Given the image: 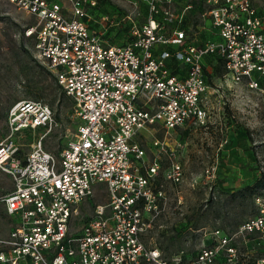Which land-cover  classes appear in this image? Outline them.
Segmentation results:
<instances>
[{"label": "built area", "instance_id": "obj_1", "mask_svg": "<svg viewBox=\"0 0 264 264\" xmlns=\"http://www.w3.org/2000/svg\"><path fill=\"white\" fill-rule=\"evenodd\" d=\"M141 1L147 15L141 23L131 20V39L109 44L90 29L89 9L96 0H7L34 17L23 34L33 38L35 56L71 99L77 124L58 157L42 149L41 138L22 153L14 134L50 128L54 112L33 99L9 106L0 169L12 187L0 201L13 223L0 235V264H240L233 239L264 231V195H256L255 213L233 233L211 230V244L193 258L183 251L164 257L143 241L164 199L156 176L157 151L165 142L153 136L143 145L141 131L156 124L166 132L206 125L215 107L204 71L211 56L222 59L232 82L264 95V11L252 0ZM193 2L202 9L192 10ZM198 19L207 20L211 30L194 41L198 29L186 27L197 28ZM147 147L153 157L145 162ZM206 171L214 176L213 168ZM164 177L178 184L181 164L171 161ZM98 183L108 200L71 231L73 215ZM251 264H264V254Z\"/></svg>", "mask_w": 264, "mask_h": 264}, {"label": "rangeland", "instance_id": "obj_2", "mask_svg": "<svg viewBox=\"0 0 264 264\" xmlns=\"http://www.w3.org/2000/svg\"><path fill=\"white\" fill-rule=\"evenodd\" d=\"M252 2L257 10L264 11V0ZM146 14V4L141 0H96L89 9V25L106 43L122 44L131 39V20L141 23ZM34 20L7 0L2 2L0 141L8 133L9 106L21 99L39 100L52 108L55 124L50 128L24 129L13 137L22 153L41 138L42 149L58 157L74 136L77 118L71 99L63 93L50 68L35 56L33 38L23 34L25 26ZM193 20L191 17L188 21ZM222 73L221 66L207 61L209 82L220 94L206 125L184 124L166 132L156 124L143 129L138 137L143 145L150 144L153 136L165 142L157 151L160 168L156 176L164 199L158 202L142 239L147 245L158 247L167 258L179 251L193 258L201 246L211 244L210 231L214 228L235 232L243 220L255 213L254 197L264 195V95L249 89L244 82L228 80ZM152 157L147 147L145 162ZM171 161L179 162L183 169L178 184L164 177ZM211 168L214 176L206 171ZM11 187L10 176L0 169V194ZM94 189L73 215L71 231L79 229L96 205L108 200L102 184H96ZM12 223L0 201V235H6ZM233 242L240 249V264H251L264 254V231L239 234Z\"/></svg>", "mask_w": 264, "mask_h": 264}, {"label": "crops", "instance_id": "obj_3", "mask_svg": "<svg viewBox=\"0 0 264 264\" xmlns=\"http://www.w3.org/2000/svg\"><path fill=\"white\" fill-rule=\"evenodd\" d=\"M201 9H202V5H200V2H193L192 10H194L196 12V10H201ZM196 24H197V28L196 27L192 28V25H188L186 28L188 30L189 29H194V30L198 29L196 34L195 35L193 34V39L192 40L201 41L202 39H204L205 35L208 34V30H211V28H210L207 20L203 22L202 19H198ZM188 34L191 37V33L188 32ZM206 36H209V35H206ZM222 74L224 75V71H223ZM227 79L229 80L228 77H227ZM209 85H210V90L215 91V94L211 95V97H212L211 101H214V106H215V100L217 99V96L220 94V92L218 91V88L212 86L210 83H209Z\"/></svg>", "mask_w": 264, "mask_h": 264}, {"label": "trees", "instance_id": "obj_4", "mask_svg": "<svg viewBox=\"0 0 264 264\" xmlns=\"http://www.w3.org/2000/svg\"><path fill=\"white\" fill-rule=\"evenodd\" d=\"M146 10H147V6H146ZM147 15V14H146ZM129 41V40H128ZM127 42V41H126ZM207 61H214L215 64H218L219 66H221L222 70L224 71V68L222 66V59L219 57V56H211V57H208L206 59V64H205V68H204V71L205 73L207 74ZM208 75V74H207ZM64 93V92H63ZM65 94V93H64ZM7 191V190H6ZM6 191L2 192L0 195L4 194Z\"/></svg>", "mask_w": 264, "mask_h": 264}]
</instances>
